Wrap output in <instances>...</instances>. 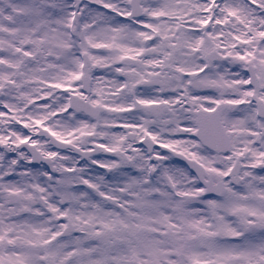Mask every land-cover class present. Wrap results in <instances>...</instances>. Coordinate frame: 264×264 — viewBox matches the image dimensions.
Wrapping results in <instances>:
<instances>
[{"label":"snow or ice","instance_id":"obj_1","mask_svg":"<svg viewBox=\"0 0 264 264\" xmlns=\"http://www.w3.org/2000/svg\"><path fill=\"white\" fill-rule=\"evenodd\" d=\"M0 264H264V0H0Z\"/></svg>","mask_w":264,"mask_h":264},{"label":"flooded vegetation","instance_id":"obj_2","mask_svg":"<svg viewBox=\"0 0 264 264\" xmlns=\"http://www.w3.org/2000/svg\"><path fill=\"white\" fill-rule=\"evenodd\" d=\"M85 2H87V0H85ZM95 7V6H94ZM18 127V126H17ZM117 131H119V129H116ZM161 151H164V150H161ZM108 157V154H104V153H101L100 154V158H106ZM177 163H180V164H183V162H180L178 159H177ZM38 167V166H37ZM95 167V166H93ZM96 171L100 172V173H103L105 170L104 169H96Z\"/></svg>","mask_w":264,"mask_h":264}]
</instances>
